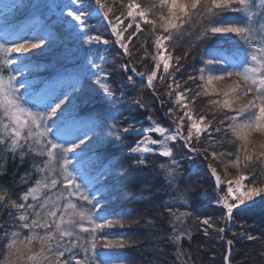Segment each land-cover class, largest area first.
<instances>
[{
	"label": "snow or ice",
	"instance_id": "6c2138e0",
	"mask_svg": "<svg viewBox=\"0 0 264 264\" xmlns=\"http://www.w3.org/2000/svg\"><path fill=\"white\" fill-rule=\"evenodd\" d=\"M94 4L95 8H88V0H67L63 4L51 3L49 0H29L26 7L34 16L37 13L43 15V9L60 10L59 19L67 24L68 30L63 38H59L47 27L36 30L29 25L12 27L13 20L9 14L14 9L18 11L20 5L0 0V176L7 174L9 160L19 161L16 164L18 171L25 164L27 157L30 168L19 176V182L31 181L30 186L18 198H13L11 190L0 185V214L3 209H10L7 212L10 219H0V240L6 243L8 250L4 264H19L17 237L22 229L32 232L30 240L40 242L39 253L27 257L32 264H43L44 261L49 264H123L118 254L96 250L99 237L95 233L119 224V220L111 217L123 219L122 213L113 212L110 206L112 197L106 194L108 186L103 184V180L113 170L110 163L105 162L102 149L110 142V131L105 130L110 128L111 123L128 117L119 109L113 110V106L119 103L114 94L109 93L98 99L92 90L81 87L83 81L97 75L95 68L98 63L93 62L91 50L82 49L80 42L95 41L105 45L109 43V40L101 35H93L94 27L89 23L93 12L107 19L111 33L124 54L129 53L128 43L131 37L141 31V21L152 25L153 32L157 29V22L148 19L140 4L131 0L127 3L126 13L123 14L125 19L130 18L129 23L121 28L124 21L120 16H116L114 20L108 19L112 8L104 0H94ZM200 4L201 0H190V3L184 0H159V7L166 10V15L162 11L159 16V28L162 31L154 37V69L146 76V86L154 87L153 82L158 73L161 82L171 81L167 95L173 107H169L165 115L172 117V127L170 129L152 122L150 116L148 127H137L133 124L123 127V133L128 136L142 137L130 149L131 153L139 154L138 164L145 163L144 154L154 153L170 158L169 163L178 167L179 161L173 156L169 142L179 140L190 151L199 152V149L192 147L191 141L194 138L199 140L206 132L211 137V121L205 122L204 117L194 118L192 109L189 108L193 101L187 93L192 92V88L179 91L182 84L177 80L176 73L180 71V57L176 58V64L170 63L173 57L167 41L171 40L172 36L165 35L172 29L182 28L188 21L181 22L180 15L187 16L189 7L195 10ZM206 7L209 15H219L220 19L206 28L205 34L226 37L232 45L231 51L225 54L221 47L207 49L200 57L201 64L196 69L197 75L181 79L184 83L188 80H199L201 83L197 87L202 88L205 94H213L217 92L213 87L215 81L237 77L236 84L231 88L232 95L230 96L229 92L223 93L225 99L222 107L228 109L231 114H225L224 119L212 131H224L222 125L227 121V127L246 145L252 132L264 133V0H211ZM213 9L220 11L213 13ZM65 11L71 20L63 19ZM227 13H239L240 16L232 17L226 15ZM31 23L39 25L42 22L36 16ZM133 24L136 26L135 31L125 40L124 33L132 28ZM229 34H234L239 40H233ZM70 43L75 51L73 47H69ZM56 47L63 48L65 58L76 61L73 70L57 71L50 77L33 79L34 73L47 67L37 63L36 59L48 55ZM81 51L83 55L79 54ZM13 53L18 55L13 56ZM29 53L31 55H28ZM12 65L16 67L12 68ZM124 67L127 70V66ZM170 67L175 71H170ZM5 69L11 73L6 78ZM132 71L136 70L133 68ZM127 83H135L132 76L127 77ZM123 94L122 87L120 95ZM196 95L200 93L197 92ZM249 95L252 99L233 108V104ZM163 103L161 101V104ZM186 121L189 130L185 135L182 128ZM34 145H39V149L34 148ZM242 150L245 152V162L252 160V156L247 154L246 146H242ZM212 155L215 157L217 153L213 152ZM220 155L224 153L221 152ZM53 162L60 165L59 178L55 175L57 170L52 166ZM234 163L240 164L239 156H236ZM161 167L165 165L162 164ZM209 168L219 186L222 183L221 177L211 165ZM173 171L170 167L169 177H172ZM49 172L53 173L50 182L46 175ZM247 179V176L241 175L234 185L229 182L222 205L226 210L225 218L228 222L233 220L235 209L240 208L246 201H253L256 197L264 195V186H246L244 181ZM12 184L13 187L17 185L15 172ZM57 184L63 185L68 196H75L91 205L87 212L75 213L80 220L79 231L88 233L91 237L87 246L81 245L82 258L74 251L79 243L78 236L75 241L72 239L76 222L65 218L67 209H75L76 204L68 200L66 207L61 208L52 202L50 197L41 196L43 189H54ZM58 199H64L63 194ZM83 221H87L88 227L83 226ZM202 223L212 227L209 219H204ZM37 229L44 230L43 234L38 235ZM219 231L223 232L224 229ZM255 238L247 235L249 240ZM227 244L231 246L233 241L228 240ZM123 246L122 240L111 239L102 245L103 248ZM66 253L69 255L62 260Z\"/></svg>",
	"mask_w": 264,
	"mask_h": 264
},
{
	"label": "trees",
	"instance_id": "16d2710c",
	"mask_svg": "<svg viewBox=\"0 0 264 264\" xmlns=\"http://www.w3.org/2000/svg\"><path fill=\"white\" fill-rule=\"evenodd\" d=\"M49 2L63 4L67 0H49ZM104 2L112 8V13L109 14L110 19L114 20L116 16H120L124 20V26L129 23L130 18L125 19L123 14L126 13L127 3L131 0H104ZM135 2L145 10L148 19L157 22V29L153 32L152 25L140 23L141 31L136 32L128 43V54L125 55L120 47L112 43L113 47L109 45L105 51L108 62L102 63L99 55L104 47L100 43L80 42L82 49L91 50L93 62L98 63V67L95 68L97 75L83 81L81 87L92 90L98 99L109 93L114 94L119 103L113 106V110L119 109L128 117L111 123L110 128L105 130L110 131V142L104 145L102 151L105 162L110 163L113 171L103 180V184L108 186L106 194L112 197L110 206L113 212L122 213L123 219L113 216L112 219L119 220L116 227L105 228L95 233L99 237L96 250L118 254L123 264H226L225 259L229 254L227 241L232 240L229 263L264 264V195L259 196L254 203L235 210L233 220L236 223L230 227L225 218L226 210L220 199L226 194V184L224 183L219 190L209 168V163L222 167L225 163L227 164V160L230 162L232 159L235 160L244 146L243 141L227 127V121L222 125L224 131H212L211 137L204 134L199 140L194 138L191 145L199 149V152L190 151L182 141L173 143L171 147L173 156L179 161L178 167L169 163L170 158L158 154L148 156L145 163L141 165L131 155L130 149L142 137L128 136L123 133V127L129 124L142 127L150 116L153 121L171 128L172 117L165 114L169 107H173L167 95L170 80L161 82L160 73H158L157 79L153 82L154 87H148L146 80L138 78L132 71L134 68L138 73L146 76L153 71L154 37L161 34L159 16L162 11L166 15V10L159 7V0H135ZM184 2L190 3V0H184ZM210 2L211 0H201V4L195 10L189 7L187 16L180 15L181 22L185 20L188 22L184 23L182 28L172 29L165 35L172 36L167 43L173 57L171 63L176 64V58L180 57L178 65L180 71L176 73L177 80L182 84L179 91L192 88V92L187 93V96L193 101L189 104L193 115L196 118L204 117L207 122L211 121L214 129L224 119L225 114H231L228 109L222 107L224 97L222 91L216 88V93L205 94L202 88L197 87L201 83L199 80H188L184 83L181 79L197 75L196 69L201 64L200 57L207 49L221 47L225 54L231 51L232 45L226 37L219 34H205V29L220 19L219 15L208 14L206 6ZM14 3L19 4L20 8L18 11L15 10L17 16L15 20L12 19V27L27 25L38 16L42 22L37 25L38 28H50L59 38L65 36L68 26L59 19L58 8L51 11L43 9V15L37 13L34 16L26 7L29 0H14ZM87 7L95 8L94 0H88ZM219 11L213 9V13H219ZM226 15L240 16L239 13ZM63 19L68 21L72 18L67 16L65 11ZM89 23L94 27L93 35L107 29V25L102 22L100 16L96 19L91 18ZM135 27L133 24L132 28L127 30L126 40L135 31ZM229 35L233 40H239L234 34ZM241 46L246 47L243 44ZM69 47L73 45L70 43ZM73 50L75 51L74 47ZM146 52L148 55H145ZM79 54L84 53L81 51ZM36 62L47 67L34 73L33 79L50 77L57 71L70 72L76 64L75 60L65 58L62 47H56L48 55L38 57ZM170 71L175 69L170 67ZM128 76H132L134 84L127 83ZM122 87L123 96L120 95ZM197 92L200 95H196ZM161 101L164 103L161 104ZM216 101L220 103L217 104ZM99 106L103 107V105ZM182 129L187 134L189 130L187 121ZM34 148L38 150L35 145ZM213 152L217 153L215 157L212 155ZM221 152L224 155H220ZM248 154L252 156V160L245 162V155L241 153L239 172L243 171L242 173L247 175L249 187L264 186V152L261 155L252 150V153L248 152ZM25 159V164L18 171L16 164L19 161L9 160L7 174L0 176V185L11 190L13 198H18L31 184V181L19 182V176L30 168L28 158ZM40 159H46V157H40ZM162 164L165 167H161ZM170 167L174 169L172 177L168 175ZM14 172L17 177L15 187L12 184ZM46 175L49 177L48 173ZM58 186L61 191L64 189L62 184ZM64 196L62 200L64 204L71 200L82 212H87L91 208L87 202L75 196H68L67 191ZM9 210L3 209L0 219H10L7 216ZM182 213L189 214L182 215ZM70 219L76 222L73 241L77 236L79 237V243L74 251L78 253L79 258H82L81 245L87 246L91 237L88 233L79 231V217ZM204 219H209L212 227L203 224ZM83 226L88 227L87 221H83ZM221 228L224 229L223 232L219 231ZM19 231L22 232V230ZM247 235L256 238L249 240ZM109 239L122 240L124 246L103 248V242ZM4 246L5 242L0 240V259Z\"/></svg>",
	"mask_w": 264,
	"mask_h": 264
},
{
	"label": "rangeland",
	"instance_id": "374dc122",
	"mask_svg": "<svg viewBox=\"0 0 264 264\" xmlns=\"http://www.w3.org/2000/svg\"><path fill=\"white\" fill-rule=\"evenodd\" d=\"M7 2L14 3V0H7ZM146 15H147V13H146ZM9 16H10V19H14V20L16 19L17 12L15 11V9L9 14ZM97 17L98 16L93 12L92 18L93 19H96ZM108 19H110V18L108 17ZM102 22L107 25V26L105 25L107 27V29L102 30V33H100L99 35H101L105 39H108L109 40V43L106 44V45L103 44V43H100V45H102L104 47V49L102 50V53L99 56L102 58L101 59V62L102 63H107L108 62V56H107V53L105 54V51L107 50V46L110 45V47H113L112 43H114V45H117L118 47H120V45L118 43H116V38L111 33V27H110V25H108L107 19L102 18ZM140 23L143 24L142 21ZM27 25H29L30 27H32L33 30L38 29L37 25H33L32 23H28ZM124 25H125V23H123L121 25V28L125 27ZM23 26H25V25H23ZM126 32L124 33L125 40H126V35H127ZM111 38H112V40H111ZM0 42H2V41H0ZM167 43H168V41H167ZM128 46H129V44H128ZM12 55L13 56H16L18 54L13 53ZM28 55H31V53H29ZM11 67L12 68H15L16 65H12ZM136 73H138L137 70L134 72L135 76H137L140 79H145L146 80V75H144V74L137 75ZM9 74H11V73L7 69H5L4 70V76H5V78ZM20 79H23V77H20ZM236 82H237V79L235 77H230V78H227L226 77L224 80L215 81L214 84H213V87L215 89L218 88V90L219 91H222V93L229 92V94L231 96L232 95L231 88L236 84ZM243 87H244V85H243V83H241V88H243ZM224 99H225V97H223L222 100H224ZM250 99H252V96L251 95H249L248 97H244V98L240 99L238 101V103L233 104V108L239 107L240 104L246 103ZM64 106H67V105H64ZM193 117L196 118L195 115H193ZM151 121L157 123L156 121H153L152 119H151ZM205 122H207V119H205ZM157 124H159V123H157ZM148 126H149V120H147V123L144 126H142V127H148ZM138 127H141V126H138ZM212 129L213 128H212V125H211V128L209 129V131L212 132ZM182 132L185 134V132H184L183 129H182ZM204 134H208V133L206 132ZM203 135H201V137H203ZM153 136L155 138V135L154 134H153ZM193 140L191 141V143L193 142ZM173 143H175V142H169V147L170 148H172L171 145ZM243 145L246 146V148H247V154H248V152L249 153H252V150L253 151L255 150V152L261 153V155H262V152H264V133H261V132H252L249 135V137H248V141H247L246 145H245V142L244 141H243ZM35 147H37L39 149L40 146L39 145H35ZM150 147H155V146H150ZM172 150H173V148H172ZM241 153L243 154V156L245 155V152L243 150H241L240 153H239V155H238L239 157H241L240 156ZM131 155L134 158H136V161H137V157L139 156V154L131 153ZM150 155H154V153H146V154H144V160L146 161V158L148 156H150ZM204 158H207V157H204ZM234 161H235L234 159H232L231 162L227 160V164L225 163V165H223L222 167L221 166L220 167H216V166H213L211 163H209V165H211V168H215L216 174L221 177L222 183L218 186V189L219 190H221V187H222V185L224 183L226 184V187H228L229 186V182H231L232 185H234L235 184V181L238 180L241 175L247 176L245 173H242L243 171L242 172H239L240 167L237 164H235ZM52 166L57 170L56 173H55V175L57 176V178H59V168H60V165L57 164V163H55V162H53ZM43 175H45V174H43ZM48 176L49 177H47V178H48V180L50 182V180H51V178L53 176V173L49 172L48 173ZM244 184L246 186H248V179L244 181ZM59 187L60 186H58V184H57L56 188H54V189L51 188V187L46 188V189H43V191L41 193V196L42 197L48 196V197L51 198V201L52 202L57 203L61 208H65L66 207V204L62 203V200L63 199H58V197L61 194H63V196H64V194H66V190L63 189L61 191L59 189ZM223 197L220 198L222 204H223ZM257 199H258V197H256L253 201H246L244 205H241L240 206V208H244V206L254 203V201H256ZM235 210H237V209H235ZM78 212H82V211H81V209L77 205H76V208L75 209H67L65 218L66 219H70L71 217H79L78 215H75V213H78ZM58 215H59V213H58ZM228 223H229V225L231 227V226H234V224L236 222H235V220H232L231 222H228ZM43 231L44 230H42V229H37L36 230V233L38 235H42L43 234ZM31 235H32V232L30 230H28V229H22V232H20L19 237H17V248L19 249V253H18V255H19V264H32V262H30L27 259V257L29 255H32V254H37L40 251V242H39V240H30ZM8 242H11V241L8 240ZM2 252L3 253L1 254L0 264H4V261L7 259V256H8V250H7L6 243H5V246H4ZM67 254H69V253H66V255ZM62 258H65V257H62ZM54 259H55V257L53 255V257H52L53 262H54ZM43 264H49V262L48 261H44Z\"/></svg>",
	"mask_w": 264,
	"mask_h": 264
},
{
	"label": "bare ground",
	"instance_id": "6f19581e",
	"mask_svg": "<svg viewBox=\"0 0 264 264\" xmlns=\"http://www.w3.org/2000/svg\"><path fill=\"white\" fill-rule=\"evenodd\" d=\"M228 251H231V246H229V245H228ZM228 260H229V259L226 257V259H225V263H226V264H230V263L228 262Z\"/></svg>",
	"mask_w": 264,
	"mask_h": 264
}]
</instances>
